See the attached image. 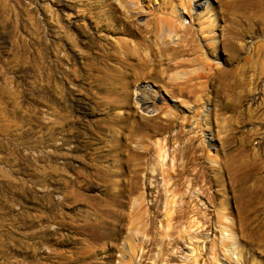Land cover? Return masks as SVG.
Wrapping results in <instances>:
<instances>
[{"label":"rangeland","instance_id":"1","mask_svg":"<svg viewBox=\"0 0 264 264\" xmlns=\"http://www.w3.org/2000/svg\"><path fill=\"white\" fill-rule=\"evenodd\" d=\"M181 1H131L129 13L142 23L174 6L185 26L210 22L206 37L195 34L197 54L205 53L206 68L242 81L235 93L221 88L217 95L206 83L197 91L202 104H192L155 75L143 77L134 57L128 71L140 73L130 76L132 85L126 93L112 88L102 72L101 35L134 40L96 23L118 0H0V264H205L234 214L239 230L229 189L240 179L231 167L245 157V169L259 175L255 183H264V0ZM174 37L167 44L176 45ZM213 39L216 47L207 48ZM237 93L245 94L239 106L217 108L203 122L205 111L222 99L236 102ZM192 107L205 113L193 119ZM165 110L178 116L168 130ZM197 120L201 137L188 149L193 133L186 132ZM179 127L185 134L175 139ZM130 149L144 152L135 172L126 169ZM218 214L228 216L222 224ZM245 234L243 258L238 243L226 252L218 244L215 263L264 264V239ZM129 243L140 245L134 255Z\"/></svg>","mask_w":264,"mask_h":264},{"label":"bare ground","instance_id":"2","mask_svg":"<svg viewBox=\"0 0 264 264\" xmlns=\"http://www.w3.org/2000/svg\"><path fill=\"white\" fill-rule=\"evenodd\" d=\"M118 1H119L118 2L119 6L114 5L112 7H108V8L103 9L102 14L105 16L104 22L103 21H97V23H96L98 29H100L104 32H108L111 34H125V35L130 36L134 40V42L132 40H127V39L109 40L108 37L105 36V34L101 35V39L105 41V44H103V46H102V56H103L102 72H103V76H104L105 80H107L108 84H110L112 86V88L119 90L121 93L125 92L133 83V80H130V76L137 75L140 72H142L143 77H152L151 75H155V77H157V81L159 80L163 83L162 85H164L165 87H168V89L170 88L169 90H171L172 92L179 94L180 96H183L184 99H186V101L197 105V103L200 102V99H201V94H198L197 91L200 89H205L206 83L209 84L210 88L213 89L212 91L215 92L216 94H217V90H219L221 88H225L224 91L226 93H235L236 90H235L234 86H236V85H238V86L242 85L243 86L242 81L238 80L237 78L236 79H227V76H225L223 78L221 75V71L218 68H215L214 70L210 67L206 68L205 65L207 64L208 61L206 62V60H205L206 59L204 57L205 53H204V55H203V52L201 54L198 52L199 54H197V50H198L197 49L198 48L197 42L198 41L196 40L195 34L197 32H199L202 36L206 37L207 36L206 34L209 32L208 28L211 24L210 22H208V23L206 22L205 24H203V23L198 24L197 23L198 26L196 28L192 27L191 25L185 26L182 24V22L179 21V19H181V16H179L180 14H178L179 12L175 9L174 6H171L170 10H168L167 13L166 12L160 13L157 10L159 13L152 15V18L150 21H144V22L140 23L132 17V14L129 13L130 10L133 8L129 5V4H131L130 2L134 1V4H137L138 1H140V0H118ZM171 3L172 2H170L169 5H171ZM186 4L189 5L190 1L189 0L184 1V2L181 1V3H180V5L182 7H188ZM198 5L203 6V4H196V6H198ZM186 9H188V8H186ZM137 10H139V9H137ZM165 14H167V15H165ZM122 15H124V16L122 17ZM112 17L114 18V20H116L115 23H118L117 25L115 24V26H113V27H111V25H110L111 24L110 21H111ZM124 20H125V22H124ZM120 25H122V28L119 27ZM193 25L195 26V24H193ZM210 29H212V28H210ZM170 36L178 37L179 42H177L176 45L167 44V42H168L167 39L170 38ZM209 38H212V37L209 35ZM209 38H207V39H209ZM214 39L212 41H208L205 44V46H207V48H210V49L215 48L216 46H215ZM222 42H223L222 44L224 45L225 41L222 40ZM185 55L186 56L191 55L193 57L185 58L184 57ZM133 57L136 58L138 63L141 65V68L138 66L141 70L140 72H137V70H139V68L137 69L136 67L135 68L137 70H135L134 73H130L128 71V67H131V66H128L129 60L133 59ZM133 65H136V64H133ZM190 66H192L193 68L188 69V67H190ZM169 72H170V74H169ZM209 76H211V79L206 80V78H208ZM201 78H204L205 80H203ZM221 90H223V89H221ZM244 98H245V94L237 93L236 94V99H237L236 102L232 101L231 103H229L228 100L222 99L220 102V105L218 104V107L215 106V107H213V109L207 110L208 112L205 110H200L201 108H199V107H195V108L192 107L194 110H193V112H191V115H192L191 117L194 119L195 117L201 115V113L205 111L206 113L204 112L205 116H204L203 122L209 123V122H206V120L212 119V115L215 116L217 114V108L227 110L229 108V106H231V105L239 106L242 103V101L244 100ZM139 102L141 103V105H146V101L144 98H139ZM200 104H202V103L200 102ZM200 104H199V106H200ZM147 105L145 106L146 108H147ZM164 109H166V108L164 107ZM167 109H168L167 111H171L170 108H167ZM162 111H163V107L159 108V112L156 114L155 117H160V113H162ZM167 111L163 112V114L165 115L163 120L166 123H165V125H163L164 127H162V128L168 130V128L171 126V124L176 120V118L178 116L174 112H173L174 114H170ZM171 113H172V111H171ZM155 119H157V118H155ZM119 120L121 121V119H119ZM178 120H180V119H178ZM198 120H200V117ZM198 120L194 123L195 126L191 127L186 132V133H188V135H189V133L190 134L193 133L192 135H190V137L187 140L188 144L186 145V148H188V149H189V145L195 139L201 137L200 134L195 131V129L200 126L201 121H202L201 120L199 122ZM164 121H162V123ZM184 123H186V122L184 121ZM184 123L179 122L180 125H182ZM191 125H193V123ZM206 126H210V125L206 124ZM181 128L178 129L177 132L175 133V135H174L175 139H179L181 136V133L185 134V132L183 131L184 129L182 130ZM204 128H206V127H204ZM160 129H161V127H160ZM204 144L205 143L202 140L199 148L200 149L203 148L205 146ZM125 145H126L125 143L120 144V148H121L120 150L122 153H123V148H125ZM189 153H191V152H189ZM143 155H144V152H137L134 149H130L128 154H127V157L125 158V163H127V165H126L127 171L135 172L132 169L135 168V170H136V168H139L141 166V162H139V161L141 160ZM199 157L200 156L196 155V154L192 155L191 159L189 160V163L190 164H197V160L199 159ZM210 158L211 157H209V158L207 157V159H210ZM244 158L245 157H240L238 160V166H236V167L232 166L231 170H230V174H231L232 178L236 177V178L240 179L239 185L232 183V185L229 189V192L231 194V197L229 199L235 201L236 207H237V212L239 211V213L241 214V216L239 218L240 219V228L238 230L240 233H239V236L237 238H235V234H238L237 233L238 231H237V228L233 227L235 219H236V214H234L233 217L230 218V222H229L230 228L228 226H226L227 231H229V234L227 236H222L220 239V242L218 243L221 249L228 248L231 250L233 249V247L235 248L234 245L238 243L237 253H238V257L240 259L243 258V256H242V247L243 246L241 248H239V247L241 245V242H243L244 244L247 242L245 240V235H246L245 232L246 231L249 232L252 236H259L261 239H264V219H261L257 222L254 219V217L256 215H260V214L264 213V183L262 185L255 183V181L256 182L259 181V175H258L255 167H253L251 169H245V164H244L245 159ZM135 159L137 162L136 161L134 162ZM210 161H211V159L209 160V162ZM214 161H216V160H214ZM130 165H132V168L129 167ZM186 170H188V169H186ZM107 173H109V172H107ZM181 173H182V171H181ZM109 176L111 177V175H109ZM261 177L264 178V176H261ZM106 178H108V177H106ZM178 217L182 218L183 216H178ZM227 217H225L224 215L222 216V215L218 214L217 215V221L219 223L221 222L220 224H222V221H224L223 219H225ZM223 229H225V227ZM127 235H126V237H127ZM134 236H135L134 233H130L128 236L129 241L133 240ZM175 240H178V239L176 238ZM189 241H191V238L189 239ZM218 244L215 242L212 244L214 256L210 259H205V264H216L215 258H216V254H217ZM129 245H130V243H129ZM138 246L140 247L139 244H131L129 246V250H131L133 255L135 253L134 250ZM164 249H165V247L162 246L161 251L163 252ZM194 249L197 250V247ZM224 251H225V249H224ZM228 251L229 250H227V252ZM145 254L146 253H144L142 255L145 257ZM199 254H198V252L196 253V255L200 256ZM226 254H228V253H226ZM226 254L224 256L226 258H228L229 256ZM230 256H231V254H230ZM85 258H86V256H85ZM90 262H92L93 264H103V263L93 262L92 260ZM129 262L130 261L125 262V263L129 264ZM236 263H238V262L236 261ZM130 264H132V263L130 262Z\"/></svg>","mask_w":264,"mask_h":264}]
</instances>
